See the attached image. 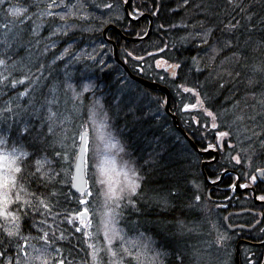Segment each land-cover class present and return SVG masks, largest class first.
<instances>
[{"label":"trees","instance_id":"obj_1","mask_svg":"<svg viewBox=\"0 0 264 264\" xmlns=\"http://www.w3.org/2000/svg\"><path fill=\"white\" fill-rule=\"evenodd\" d=\"M87 3L99 4L100 7H86L92 14L87 22L69 21L77 23L78 27L67 35L52 36L53 24L46 20L39 37H27L33 43L29 44L26 40V47L17 49L14 45L8 52L12 57L10 64L31 54L37 63L43 65L45 79L37 93L36 106L39 107L44 96H50V89L56 88L63 110L67 82L75 84L78 91L82 84L90 83L93 86L92 93H85V103L90 102L93 96L100 99L108 112L111 132L125 146V158L130 157L143 176L137 201L139 212L125 211L120 226L126 231L138 229L146 236H151L156 247L168 253L162 258L164 264H236V247L243 240L249 243L240 245V264H263L264 245H254L264 242V221L259 217L260 214L254 213L261 208L251 193L235 192L234 182L236 174L242 180L247 178L250 181L252 176L256 177L258 171L264 169V135L246 139L251 129L260 132L259 125H264V104L261 103L264 101V72L253 69L254 65L264 66V0H243L252 16L250 22L244 20L239 10L228 0H133L129 6L132 17L148 14L153 18L151 35L139 42L126 41L112 28L107 31L106 39L104 30L114 25L127 37H143L149 29V18L132 22L125 12L124 0H86ZM105 3H111L113 7L104 8ZM3 15L0 12V18ZM236 20H240L241 27L235 32L223 30L225 24L235 23ZM54 23L61 22L56 20ZM25 28L27 31L28 26ZM208 29H212V35L207 44H202L198 34ZM190 34L196 38L187 41L182 39ZM108 39L115 42L120 59L135 75L169 89L171 112L178 117L181 127L198 148L205 150L209 143H216L211 139L212 134L209 133V138L205 139L203 132L189 123V114L180 110L181 103L192 102L195 97H177L175 82L169 79L162 68H155L158 59L181 64L177 79L186 86H195L201 95L206 94L213 108L223 114L224 124L232 132L230 139L216 149L219 159L206 165L204 172L210 182H217L226 171L234 173L226 174L218 185L206 182L201 165L203 161L213 160L214 157L201 156L191 147L166 113L162 103L165 95L133 81L115 61L113 46ZM36 40H40L38 45H35ZM224 41H228L230 46L225 47ZM46 45L50 46V50H45ZM213 47L217 52L212 51ZM66 48L80 58L77 60L69 55L59 59ZM161 48L165 50L162 52ZM149 52L154 55L149 56ZM141 56L144 60L136 59ZM250 79L253 81L251 85ZM222 83L223 88L219 86ZM13 96L15 90H8V96L0 97V108L5 99ZM174 100L176 103H173ZM70 106L71 101L68 104ZM45 114V110L41 109L40 115ZM235 115H242L244 119L233 124ZM248 116H254L255 119L249 120ZM27 122L40 124L36 117H31ZM79 122V119L75 120V123ZM246 127L249 129L247 133L244 131ZM0 131H8L9 137L14 138L16 126L13 125L9 131L4 125ZM229 143L234 146L229 147ZM25 147L32 151L27 141ZM48 155L51 157V150ZM233 157H239L240 163ZM73 162V157L69 155L68 163L73 165ZM52 167L59 170L60 165L53 160ZM64 167L67 168V164ZM120 167L117 160L118 170ZM72 174L73 167L70 176ZM115 178L119 179L118 176ZM57 179L69 180V177L62 174ZM55 187L59 189L61 185ZM63 188L65 192L75 195L61 194L57 207L69 212L82 207L77 205L75 199L79 193L67 184ZM197 196L199 201L196 200ZM165 198L168 200L166 208L160 203ZM100 201L96 203L97 208ZM237 211L250 212L230 216L228 223L231 226L257 225L249 231L231 230L226 217L230 212ZM57 219L59 221L62 217ZM180 223L194 231L181 230L178 226ZM65 228L71 231L72 225H59V229ZM218 231L229 237L223 247L215 243ZM54 243L56 247L65 244L62 248L65 256L73 260V264H81V257L85 253L80 250L82 246L77 245L75 239L71 246L67 245V241ZM70 250L72 255L68 256ZM28 251L31 252V249ZM210 254L214 255L212 259L204 258ZM16 255L15 248H9L3 264Z\"/></svg>","mask_w":264,"mask_h":264},{"label":"snow or ice","instance_id":"obj_2","mask_svg":"<svg viewBox=\"0 0 264 264\" xmlns=\"http://www.w3.org/2000/svg\"><path fill=\"white\" fill-rule=\"evenodd\" d=\"M228 3L239 10L244 20H252L243 0H228ZM86 7L99 8L100 5L86 4V0H0V12L4 14L0 18V27L3 29L0 32V97L8 96V90H15V96L5 99L0 108V127L7 125L10 131L13 125L16 126L14 138L9 137L8 131H0V264L6 259L9 248L13 247L17 255L14 259H7V264H73V260H69L62 252L66 245L61 243L60 247H56L54 242L67 241V245L71 246L74 239L85 253L81 257V264H164L162 258L168 255L156 247L151 236H146L138 229L126 231L120 226L125 211L139 212L137 201L143 176L130 157L125 158V146L111 132L108 112L100 99L93 96L90 102L85 103V93H92L93 86L85 83L79 86L78 91L75 84L67 82L63 110L56 88L50 89V96H44L43 102L37 107V93L45 79L43 65L37 63L31 54L25 59L9 63L12 60L11 55H8L9 50L14 45L17 49L26 47V40L29 44L33 43L27 37H39L46 20L53 24L52 36L67 35L78 27L77 23L69 21H89L92 14ZM103 7L111 9L113 5L105 3ZM56 20L61 23L55 24ZM240 27V20H236L235 23L225 24L223 30L235 32ZM198 35L201 43L207 44L212 29ZM194 38L190 34L182 39L187 41ZM39 43L40 40L35 41V45ZM224 46H230L229 42L224 41ZM45 50H50V46L46 45ZM164 50L160 49L162 52ZM212 51L217 52V49L213 47ZM69 55L77 60L80 58L67 48L58 58L64 59ZM148 55L154 54L149 52ZM136 59L144 60V57ZM155 68H162L169 79L175 82L177 97H195L192 102L181 103L180 110L189 114V123L202 131L205 139L209 138V133L212 134L211 139L216 143H209L205 150L215 151L222 147L230 139L231 129L224 124L223 114L213 108L206 94L201 95L195 86H186L177 79L181 64L158 59ZM253 69L264 72V66L254 65ZM196 70L199 71V67ZM252 83L250 79L249 85ZM219 86L224 87L223 83ZM162 103L167 104L168 101ZM261 103L264 104V101ZM41 109L46 112L43 116L40 115ZM31 117L39 119L40 124H29L27 121ZM247 118L255 119L254 116ZM76 119L80 122L75 123ZM243 119L242 115H235L233 124ZM259 127L260 132L251 129L246 139L264 135V125ZM244 131L247 133L249 129L246 127ZM25 141L32 146V151L27 150ZM228 146L234 145L229 143ZM49 150L51 157L48 155ZM69 155L76 161L75 176H70L73 165L68 163ZM233 158L240 163L239 157ZM53 160L60 165L59 170L52 167ZM117 160L121 165L119 170ZM64 164H67V168ZM260 171L264 175V169ZM62 174L69 180H58ZM117 176L118 180L115 178ZM251 179L255 181L256 177L252 176ZM73 180L75 184L71 183ZM57 184L61 188L57 189ZM65 184L69 188L76 187L79 193L75 199L77 205L82 207H77L73 212L61 211L57 207L61 194L75 195L64 191ZM259 199L264 200V196ZM196 200L199 201V196ZM97 201H100L99 208L96 207ZM160 203L165 208L168 206L166 198ZM58 217L62 219L58 221ZM65 223L72 225L71 231L59 229V225ZM178 226L181 230L194 231L183 223ZM228 240L226 234L218 231L217 245L223 247ZM71 255L70 250L68 256Z\"/></svg>","mask_w":264,"mask_h":264},{"label":"water","instance_id":"obj_3","mask_svg":"<svg viewBox=\"0 0 264 264\" xmlns=\"http://www.w3.org/2000/svg\"><path fill=\"white\" fill-rule=\"evenodd\" d=\"M132 1H133V0H128V2L125 3V5H124L125 12H126L127 16L130 18V20H131L132 22L140 21V20H142V19H144V18H149V19H150L149 29H148V32H147L146 36H144V37H127V36H125V35H124V34H123V33H122L117 27H115L114 25H110L109 27H107V28L104 30V37H105L106 39H107V31H108L110 28L116 30V31H117V32L123 37V39H125L126 41L139 42V41H141V40H143V39H147V38H149V36H150L151 33H152V28H153V18H152L150 15H148V14H143V15H141L139 18L133 19V17H132V16L130 15V13H129V6L131 5ZM108 41H109V42L112 44V46H113V56H114L115 61H116L119 65H121V66L124 68V70L127 72L128 76H129L133 81L139 83L140 85H142L143 87H145V88H147V89H149V90H152V91H160L161 93H163V94L165 95V100H167L168 103H167V104H164V109H165L166 113L172 118V121H173V124H174L175 128H176V129L182 134V136L188 141V143L191 145V147H192V148H193V149H194L199 155H201V156H213V157H214V159L211 160V161H203V162H202L201 167H202V170H203V172H204V169H205V166H206V165H208V164H210V163H214V162H216V161L219 159V153H218V151H217V150L213 151L212 149H210V150H202V149L198 148V146L194 143L193 139H192V138L186 133V131L181 127V125H180V123H179V120H178V117H177L175 114H173V113L171 112V110H170L171 96H170V91H169V89H168L166 86H164V85H162V84H160V83H158V82L150 81V80H147V79H145V78H142V77H140V76H138V75H135V74L129 69V67H128V66H127V65H126L121 59H120L119 54H118V48H117L115 42L112 41V40H109V39H108ZM75 163H76V161L74 160V162H73V176H75V174H76V169H75V167H74ZM230 172H232V171H226L225 173H223V174L221 175L220 179H219L217 182H210L205 172H204V178H205L206 182H208L209 184H211V185H218V184L222 181V179L224 178V176H225L226 174L230 173ZM232 173H234V172H232ZM236 175H237V179H236V181H235L234 187H235L236 192H240V191H241V177H240L239 174H236ZM258 175H259V176H262L261 171H258ZM85 178H87V177L85 176ZM75 183H76V182L73 180V181H72V184H75ZM72 189H73L75 192H77V191H76V187H72ZM244 190H250V191H252V193H253V197H254V200H255V203H256V204H264V201H261V200L258 199L257 194H256L254 188L251 187V188H247V189H244ZM77 193H78V192H77ZM248 212H250V211H237V212H230V213L227 215V217H226V222H227V224L229 225V228H230L231 230H237V229H242V230H246V231L252 230L257 224L254 225V226H252V227H245V226H241V225H238V226H231V225L228 223V219H229L230 216H232V215L244 214V213H248ZM254 213L257 214V212H254ZM262 216H263V219H264V212H263ZM242 243H249V242L243 240V241H240V242L238 243V245H237V247H236V253H235V261H236V264H240V245H241ZM254 245L263 246V245H264V242H262V243H254ZM263 264H264V262H263Z\"/></svg>","mask_w":264,"mask_h":264},{"label":"flooded vegetation","instance_id":"obj_4","mask_svg":"<svg viewBox=\"0 0 264 264\" xmlns=\"http://www.w3.org/2000/svg\"><path fill=\"white\" fill-rule=\"evenodd\" d=\"M243 185H247V187H243ZM249 187H253L254 188V190H255V192H256L258 197L264 196V175H262L260 177L256 176V180L255 181H252V179L250 181H248L247 178H244V180L241 179V189H245V188H249ZM258 192H260V194H258ZM238 193H241V194L242 193H251V191L241 190ZM253 199H254V197H253ZM257 206H260L261 209L259 211H257L258 214H256V215L260 214L259 217H261L262 220L264 221L263 216H262V214L264 212V205L263 204H257Z\"/></svg>","mask_w":264,"mask_h":264},{"label":"rangeland","instance_id":"obj_5","mask_svg":"<svg viewBox=\"0 0 264 264\" xmlns=\"http://www.w3.org/2000/svg\"><path fill=\"white\" fill-rule=\"evenodd\" d=\"M146 36V35H145ZM144 37V36H143ZM212 157V156H211ZM212 159H210V160H206V161H211ZM249 181V180H248ZM264 205V204H263ZM214 257V255L213 254H210V255H208L207 257H204V258H208V259H212Z\"/></svg>","mask_w":264,"mask_h":264},{"label":"bare ground","instance_id":"obj_6","mask_svg":"<svg viewBox=\"0 0 264 264\" xmlns=\"http://www.w3.org/2000/svg\"><path fill=\"white\" fill-rule=\"evenodd\" d=\"M72 176H73V174H72ZM71 183H72V181H71Z\"/></svg>","mask_w":264,"mask_h":264}]
</instances>
